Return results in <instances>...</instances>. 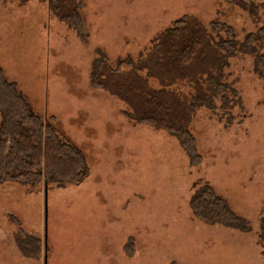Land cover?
<instances>
[{"label":"rangeland","instance_id":"1","mask_svg":"<svg viewBox=\"0 0 264 264\" xmlns=\"http://www.w3.org/2000/svg\"><path fill=\"white\" fill-rule=\"evenodd\" d=\"M79 1L82 33L44 0H0V67L37 113L55 115L90 167L78 185H50L47 224L43 178L0 183V264H45V251L32 257L23 247L46 238V264H264V79L256 69L264 36L240 49L264 27V0ZM184 14L208 28L232 26L235 40L222 86L192 112L198 163L177 136L129 118L123 100L91 84L102 52L114 67L137 60ZM205 185L242 225L194 214L191 199Z\"/></svg>","mask_w":264,"mask_h":264},{"label":"trees","instance_id":"2","mask_svg":"<svg viewBox=\"0 0 264 264\" xmlns=\"http://www.w3.org/2000/svg\"><path fill=\"white\" fill-rule=\"evenodd\" d=\"M49 13L77 33H82V2L44 0ZM246 6L249 0H225ZM208 28L194 15L184 14L160 32L146 55L135 60L119 58L110 64L102 52L95 60L91 84L123 100L132 111L125 115L137 122L163 128L175 135L198 163L196 137L189 125L193 109L208 103L215 89L222 86L223 66L233 53L232 26L211 22ZM226 29L227 37L220 31ZM264 36V27L246 36L247 50L256 37ZM256 69L264 79V52L256 55ZM151 80L159 84L154 86ZM0 183L37 184L41 178L48 186L78 185L90 174L84 151L56 123L55 115L37 113L14 81L0 67ZM194 214L207 222L242 225L243 219L230 208L212 186L205 185L191 199ZM264 234V216L262 220ZM23 251L37 257L45 244L29 241Z\"/></svg>","mask_w":264,"mask_h":264},{"label":"water","instance_id":"3","mask_svg":"<svg viewBox=\"0 0 264 264\" xmlns=\"http://www.w3.org/2000/svg\"><path fill=\"white\" fill-rule=\"evenodd\" d=\"M48 194H49V186L47 180L45 181V223L48 222ZM47 238L45 241V264L47 259Z\"/></svg>","mask_w":264,"mask_h":264}]
</instances>
